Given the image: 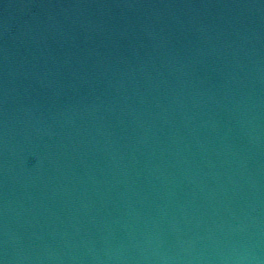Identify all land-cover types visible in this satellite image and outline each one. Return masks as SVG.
Wrapping results in <instances>:
<instances>
[{
  "label": "water",
  "instance_id": "95a60500",
  "mask_svg": "<svg viewBox=\"0 0 264 264\" xmlns=\"http://www.w3.org/2000/svg\"><path fill=\"white\" fill-rule=\"evenodd\" d=\"M0 264H264V0H0Z\"/></svg>",
  "mask_w": 264,
  "mask_h": 264
}]
</instances>
